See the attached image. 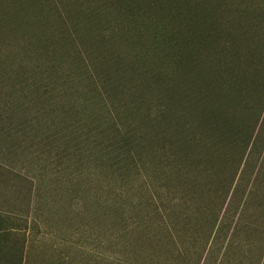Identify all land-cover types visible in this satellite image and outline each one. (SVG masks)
<instances>
[{"label":"rangeland","instance_id":"374dc122","mask_svg":"<svg viewBox=\"0 0 264 264\" xmlns=\"http://www.w3.org/2000/svg\"><path fill=\"white\" fill-rule=\"evenodd\" d=\"M39 1L44 13L30 10L31 0H0V73L30 78L16 86L7 79L2 83L7 88L0 87V264H108L125 258L142 264L145 250L129 252L121 245L119 219L126 216L100 219L97 209L99 202L121 198L127 216L134 214L132 206L145 193L154 196L156 185H168L159 204H167L164 192L186 194L188 207L198 208L209 200L221 204L229 193L210 250H202L206 222L182 227L180 218L171 216L175 242H162L155 234L147 251L153 252L154 264H179V251L188 264H196L202 253L201 264H264V0H187L188 7L173 0L188 21L165 16L162 3L154 8V0H138L137 18L117 14L107 4L91 20L79 13L88 8L81 5L86 0ZM100 3L107 2L91 0L94 7ZM203 22L211 33L197 32ZM109 30L116 38L112 43ZM95 57L102 72L115 70L111 58L125 68L122 80L105 87L97 81L103 95L91 109L107 117L106 139L133 135L140 126L136 139L156 142L133 144L136 168L125 180L105 179L107 169L96 168L91 116H80L76 108L35 114L74 92L75 99L92 97L94 79L90 88L84 79L88 72L92 77ZM66 76L78 79L73 88ZM33 83L40 87L32 88L35 95L22 92ZM143 116H151L147 124H141ZM170 129L179 131L176 137ZM158 130L168 137L158 139ZM184 137L196 140L192 147L201 161L206 152L221 155L210 156L208 172L186 181L165 177V158L182 148ZM154 167L164 177L156 178ZM191 215L188 209L186 217ZM197 239L201 243L195 247Z\"/></svg>","mask_w":264,"mask_h":264},{"label":"trees","instance_id":"16d2710c","mask_svg":"<svg viewBox=\"0 0 264 264\" xmlns=\"http://www.w3.org/2000/svg\"><path fill=\"white\" fill-rule=\"evenodd\" d=\"M74 1L80 2L79 0H74ZM178 1L175 3L173 0H167V1L166 0H154L153 5L155 8L158 3H162V8L160 7V11L163 12L165 16L175 17L177 15L173 19H176L177 17H181V18H184L186 21H188V14L185 13L182 5L177 8ZM106 2H107L106 5L104 3H100L99 5L95 7L93 4L91 5V0H86V3L81 2V5L83 7L87 6L88 8L86 10H83V12H79V13L82 15H85L86 19L91 20L92 18L97 17L96 15L99 14L101 11H103L102 6L104 5V7L106 8L107 4L109 8L111 9L114 8V10L116 9L117 14H123L124 17L127 16L128 18H137L136 16L141 11L140 10L141 5L139 4L138 0H106ZM180 2L183 4L184 7L185 6L188 7L187 0H183V2L180 0ZM40 3L41 1L39 0H31V2L29 3L30 6L28 5L30 7L29 9L33 11V9L36 8V9L42 10V13H44L46 10V7H41ZM97 3L98 2H96L95 4ZM188 13L191 14L192 11H189ZM212 24H214V21H212L209 25H212ZM201 27L202 29H204V22L202 23V25L196 28L197 30L199 29L197 32L202 35L204 31H206L207 33L208 32L211 33L212 31L209 26L207 29H204V30H201ZM108 33H111V34H109L108 36ZM108 33H107V36H108L107 41L109 43L110 42L112 43L116 39L114 37L115 35L112 34V31L110 32V30ZM107 36L105 39H107ZM172 36L177 37L176 34L174 35L172 34ZM207 39L208 38H204V40H207ZM40 40H43V39H40ZM120 41H123V39H120ZM49 53L50 52H45L43 56L49 55ZM69 59H71V57ZM99 59H100L99 57H95L91 61L93 68L95 67L94 72L92 73V77H91V73L89 75V72H88V77L86 78V80L84 79V81L87 82L84 84H86V87L88 88L91 87V79H94L92 86L94 87L96 92L93 90L94 93L92 97L84 99L80 95L81 99L79 98L75 99L74 95L76 94V92H74L72 93L71 97H66L63 100L58 101L56 103V107L53 108L52 105H50L49 103L48 104L46 103V105H44L42 108L37 109L35 114L36 116H45V115L53 116L55 113H58V114H61L64 112L69 113L75 110L76 108L78 110V113L81 114L80 116H91V119H94L93 120L94 123L91 127V148H93L91 151L92 152L91 157H94V159L97 161L96 168L97 169L99 168L107 169V174L104 175L105 179L118 177V178L125 180L128 174L132 173L134 169L136 168L134 164L136 160L134 159L133 153H132V149L134 148L133 144L134 143L139 144L140 142L142 143L143 146L144 145L150 146L153 143L154 139L152 138H149L147 140H144V139L141 140L140 138L136 139L137 134L135 135V132H139V130L141 129L140 126L135 128L136 130L133 133V135H132V132L129 131L128 133L129 135L120 133V135H112L111 138L106 139L105 135L108 133L107 132L108 127L105 128L103 126L104 125L103 122L106 123L107 117L101 116L97 110L96 112H94L95 110L91 109L98 105L99 103L98 100L101 99L100 97L103 95L102 89L98 87L97 81L103 84L104 86V84L109 85V84H113V82H116V80H122V75L125 72V68L122 65L118 64L117 58H111L113 59V62H116L115 70L110 73L102 72V68L99 66L101 64ZM72 63H73V60H72ZM75 67H77L79 70V69H82L83 65L80 62H78L77 66ZM88 68H90L89 65H87V68H84V69L88 70ZM138 75H141V74L138 73ZM24 76L25 74L22 77H19L16 75L14 76L13 74L11 75V73H4V74L0 73V87L7 88L4 84H2V83H5L7 79L15 82L14 86H16L17 83L19 84L29 83L30 78L26 77L25 80H23ZM78 77H81V76L79 75ZM59 79L62 80V76H60ZM64 79H65L66 84L69 85L71 88H73L72 85H74L75 82L78 81L77 78L74 79L71 76H66ZM81 80L83 79L81 78ZM25 88L27 89L26 91L24 90V88H21L23 90L22 92H26L29 95H35V92L33 93L32 88H34V90L40 89V87L35 83L28 84L27 87ZM1 96L3 95L1 94L0 97ZM18 105L20 106V104ZM20 107L27 108L29 110L34 111L32 108L28 106V104L22 103ZM144 117L145 116H143L141 119V124L142 123L147 124L148 117H151V116H147V118H144ZM152 120L156 121V118H153ZM113 127L116 128V125ZM170 131L173 137H176L179 132L177 129H170ZM155 136L158 139L161 138V136L165 138L168 137L167 131L161 132V130H158ZM133 138L134 140H132ZM104 140H107V141L106 143L103 144ZM179 142L180 143L184 142L185 144L181 145L182 148H180L179 150H173V152H171V154L167 156V158H165V160L167 159L166 163L168 164L165 166L162 165L163 168H168V173L165 174V177H170V178L174 177L177 180L186 181L187 178H190L196 172H198L199 174L208 172L207 170H204L205 169L204 167H206V164L211 163L210 156L217 155L219 158V156L221 155L220 154L221 151H218V150L216 151L214 150L213 153L206 152L204 153L205 161H201L199 158L200 152L198 150H195L192 147V145L196 143V140L192 138L190 139L188 137H184L183 139L181 138ZM154 144H152V146ZM98 146H100V148H97ZM121 146L123 147L126 146V147L123 149ZM116 147H118V149L120 150L119 154L115 152L114 148ZM104 150H106L107 152L105 154H102ZM112 153L115 154V157H111ZM196 154H198V156ZM150 156L152 158L151 160L152 162L155 159L157 160V156L156 158L153 155H150ZM105 157L109 159L110 163L106 162ZM198 162H202V163H198ZM221 163H222V158L220 159L219 164L221 165ZM154 168L152 169V172H153V175L154 174L156 175V178H158V176L159 178L164 177V176H160V171L157 167H154ZM94 175H99V174H94ZM167 186L168 185L154 186L153 187L154 196L145 193L144 194L145 197L143 198V200L142 201L140 200L139 202L136 203L135 206H132L134 207L132 210L134 211V214H130L129 216H127V213L125 212V204L121 202V198L116 199V201L113 203L99 202L98 204L97 211H100L98 212V214H101L100 219H104L105 216H108L110 218L112 216L116 217L119 215L126 216V217H120L119 219V223L123 224L120 230L122 231L121 238H120L121 243H122L121 245H124L125 246L124 248L129 249V252H130V249L131 250L132 249L145 250L144 251L145 255L143 257L144 261L142 264H154L155 260L153 259V256H154L153 252H150L148 254L147 251L149 248V244L151 243V241L154 240V237H156L155 235L156 233L161 234L163 236V238H160V239L158 238L162 242L164 241L168 242L169 240H171L172 243L175 242L173 240V236L170 235L171 233L170 220L173 216L180 218L182 227H186L189 224L193 226L194 225L200 226V224H203L206 222L205 226L209 228V234H208V238H206L205 242L202 244L203 245L202 250L204 251L206 249L210 250L208 248L209 243L211 240L212 242L214 241L216 233L219 229L220 215L224 208L225 202L227 201V196L229 192H227V195L224 198H222L221 204L220 203L217 204L216 202L209 200L206 202L205 206L201 205L199 208L195 205H191L190 207H188V201L190 200L188 199L189 196L186 194L179 195V196H173L170 192L168 193L164 192V194L168 197L166 199L167 204H159L158 201L160 202L164 201V198L161 193H162V190L164 191ZM136 208L138 209V212ZM188 209H190L193 212V215H191L190 217H186V213L188 212ZM205 210H210L212 214L208 215V213L205 212ZM91 212L94 214L96 211L93 208H91ZM140 228H142L145 231H140L139 230ZM139 234L141 235L138 237L137 235ZM196 241H197L196 244H194L195 247L199 245V243H201L199 242V239H197ZM146 242L148 244H146ZM203 254L204 253L200 255L196 264H201ZM178 255L181 259L179 264H188V261H186L187 258H186L185 252L179 251ZM108 264H141V263L139 262L132 263L128 261V258H125V259L111 260Z\"/></svg>","mask_w":264,"mask_h":264}]
</instances>
